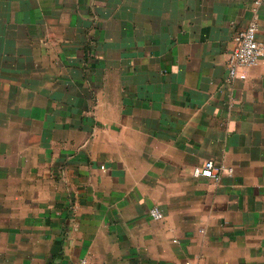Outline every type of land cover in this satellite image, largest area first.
<instances>
[{
	"label": "crops",
	"instance_id": "crops-1",
	"mask_svg": "<svg viewBox=\"0 0 264 264\" xmlns=\"http://www.w3.org/2000/svg\"><path fill=\"white\" fill-rule=\"evenodd\" d=\"M254 9L264 47V0H0V264H264Z\"/></svg>",
	"mask_w": 264,
	"mask_h": 264
},
{
	"label": "built area",
	"instance_id": "built-area-1",
	"mask_svg": "<svg viewBox=\"0 0 264 264\" xmlns=\"http://www.w3.org/2000/svg\"><path fill=\"white\" fill-rule=\"evenodd\" d=\"M258 5L259 1H256L254 6ZM253 12L254 18L251 23L246 28L236 32L233 37L234 48L227 61L228 74L226 80L228 83L236 78L239 68L255 66L264 57V47L257 38L259 31L257 13L255 9ZM193 176L217 182L221 178V168L217 167L213 161H206L202 167L193 170ZM149 216L155 221H159L163 217L158 208L150 209ZM76 264H86V262L80 261Z\"/></svg>",
	"mask_w": 264,
	"mask_h": 264
}]
</instances>
